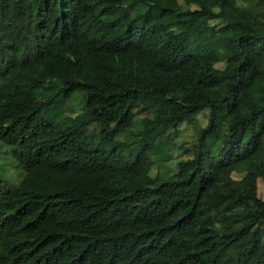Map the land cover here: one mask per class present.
Wrapping results in <instances>:
<instances>
[{
	"label": "trees",
	"instance_id": "16d2710c",
	"mask_svg": "<svg viewBox=\"0 0 264 264\" xmlns=\"http://www.w3.org/2000/svg\"><path fill=\"white\" fill-rule=\"evenodd\" d=\"M0 141V264H264V0H0Z\"/></svg>",
	"mask_w": 264,
	"mask_h": 264
},
{
	"label": "rangeland",
	"instance_id": "374dc122",
	"mask_svg": "<svg viewBox=\"0 0 264 264\" xmlns=\"http://www.w3.org/2000/svg\"><path fill=\"white\" fill-rule=\"evenodd\" d=\"M222 64H217V67H221ZM84 99L78 91L72 92L69 97L65 100L63 107L64 113L67 115H74L79 113L82 107ZM201 113V112H200ZM198 125L201 126L205 122V112L197 115ZM194 133V128L181 125L179 130L176 131L173 136L169 137L170 147L168 149L169 157L166 162L167 167L172 169V163L179 157H185V155H180L179 145H189L192 134ZM0 176L6 180L10 185L17 183L19 177L17 176V171L14 168V158L10 152L7 151V147L0 141ZM233 176H235L233 174ZM236 177V176H235ZM257 195L264 200V184L261 180H257L256 183Z\"/></svg>",
	"mask_w": 264,
	"mask_h": 264
}]
</instances>
